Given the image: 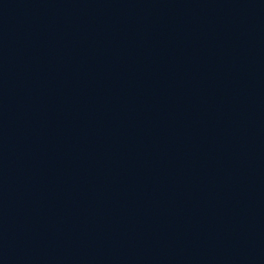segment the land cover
Returning <instances> with one entry per match:
<instances>
[{
  "label": "water",
  "instance_id": "water-1",
  "mask_svg": "<svg viewBox=\"0 0 264 264\" xmlns=\"http://www.w3.org/2000/svg\"><path fill=\"white\" fill-rule=\"evenodd\" d=\"M0 264H264V0H0Z\"/></svg>",
  "mask_w": 264,
  "mask_h": 264
}]
</instances>
